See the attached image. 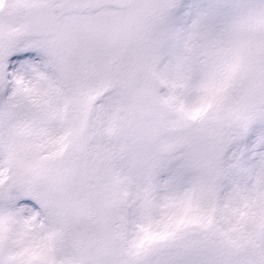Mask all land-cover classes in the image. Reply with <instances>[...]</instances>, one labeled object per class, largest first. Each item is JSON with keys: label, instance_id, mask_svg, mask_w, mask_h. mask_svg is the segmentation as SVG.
<instances>
[{"label": "snow or ice", "instance_id": "6c2138e0", "mask_svg": "<svg viewBox=\"0 0 264 264\" xmlns=\"http://www.w3.org/2000/svg\"><path fill=\"white\" fill-rule=\"evenodd\" d=\"M0 264H264V0H0Z\"/></svg>", "mask_w": 264, "mask_h": 264}]
</instances>
